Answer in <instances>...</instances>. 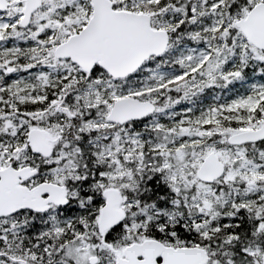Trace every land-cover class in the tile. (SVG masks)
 <instances>
[{
    "label": "snow or ice",
    "instance_id": "1",
    "mask_svg": "<svg viewBox=\"0 0 264 264\" xmlns=\"http://www.w3.org/2000/svg\"><path fill=\"white\" fill-rule=\"evenodd\" d=\"M0 264H264V0H0Z\"/></svg>",
    "mask_w": 264,
    "mask_h": 264
}]
</instances>
